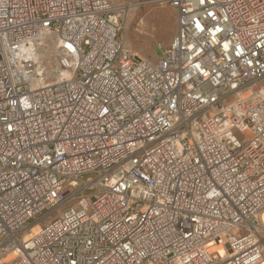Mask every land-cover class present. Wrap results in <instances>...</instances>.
Masks as SVG:
<instances>
[{
	"label": "built area",
	"instance_id": "obj_1",
	"mask_svg": "<svg viewBox=\"0 0 264 264\" xmlns=\"http://www.w3.org/2000/svg\"><path fill=\"white\" fill-rule=\"evenodd\" d=\"M46 34L69 76L37 86ZM263 209L264 0H0V264H264Z\"/></svg>",
	"mask_w": 264,
	"mask_h": 264
},
{
	"label": "rangeland",
	"instance_id": "obj_2",
	"mask_svg": "<svg viewBox=\"0 0 264 264\" xmlns=\"http://www.w3.org/2000/svg\"><path fill=\"white\" fill-rule=\"evenodd\" d=\"M138 19H142V25L137 26ZM175 29V12L168 5H137L128 11L125 19V43L132 51L156 61L160 56L157 45H169ZM55 53L56 38L50 34L44 35L36 49V64L40 67L39 84L42 86L51 84L60 76L62 68ZM58 213L54 212L51 217Z\"/></svg>",
	"mask_w": 264,
	"mask_h": 264
},
{
	"label": "bare ground",
	"instance_id": "obj_3",
	"mask_svg": "<svg viewBox=\"0 0 264 264\" xmlns=\"http://www.w3.org/2000/svg\"><path fill=\"white\" fill-rule=\"evenodd\" d=\"M139 24L140 25H142V22L140 21L139 22ZM36 55V52H33V54H32V56H35ZM37 56V55H36ZM37 74L39 75V77H38V82H37V86H42V85H40L39 84V81H40V67H38L37 68ZM68 76H69V74H68V71L66 70V69H62L61 71H60V76H59V78H61V79H65V78H68ZM58 78V80H60ZM258 219H259V221H261L263 224H264V209L259 213V216H258ZM38 228V226H33L32 228H31V231H29L28 233H26L23 237H24V239H26L29 235H30V233L31 232H34L36 229ZM222 253V252H221ZM225 254V253H224ZM15 256V253H11V254H8L6 257H5V259H4V261H7V260H10L11 258H13Z\"/></svg>",
	"mask_w": 264,
	"mask_h": 264
}]
</instances>
